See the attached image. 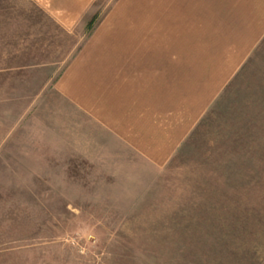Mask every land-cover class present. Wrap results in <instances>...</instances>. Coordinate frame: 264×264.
I'll list each match as a JSON object with an SVG mask.
<instances>
[{
	"label": "rangeland",
	"instance_id": "374dc122",
	"mask_svg": "<svg viewBox=\"0 0 264 264\" xmlns=\"http://www.w3.org/2000/svg\"><path fill=\"white\" fill-rule=\"evenodd\" d=\"M151 32L106 117L66 102ZM0 264H264V0H0Z\"/></svg>",
	"mask_w": 264,
	"mask_h": 264
},
{
	"label": "crops",
	"instance_id": "0c3cea01",
	"mask_svg": "<svg viewBox=\"0 0 264 264\" xmlns=\"http://www.w3.org/2000/svg\"><path fill=\"white\" fill-rule=\"evenodd\" d=\"M53 17L57 21L59 20L56 14ZM152 32L151 35H146V40H142L148 41L144 44V47L140 52L133 51V48L131 50V46H129L130 42L127 40H122L121 42L118 40L120 44L116 45L114 48H100L97 56H94V54L88 58L91 67L88 64L86 71L83 68L84 72H86V76L83 74L85 78L81 79V87H79L78 80H76L75 85H72V74L67 73V76L63 78L65 79L64 82L66 81L65 93L63 92L64 97L67 98L66 102H70L81 109L84 112L83 116L106 117L108 114L106 112L100 113L99 110L114 109V100L117 98V95L123 93L128 94L131 90H135L133 86H138L136 82H133V70L136 69L138 65L143 68H149L150 64L146 59H148L149 56H151L150 58H154L155 56L153 55L154 34ZM148 36L151 37V44ZM124 43L130 47V57H128V62H125L123 55L121 54L125 49L123 48ZM129 47H126V52H128L127 48ZM84 52L85 57L86 48ZM139 53H141L142 59L137 61L140 57L136 58L135 54L140 55ZM144 55L147 57L143 58ZM153 64L154 62L152 60L151 68L153 67ZM135 75L138 76V74Z\"/></svg>",
	"mask_w": 264,
	"mask_h": 264
}]
</instances>
